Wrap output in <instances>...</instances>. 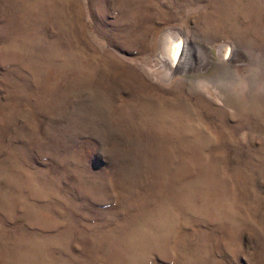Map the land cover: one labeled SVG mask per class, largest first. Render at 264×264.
Here are the masks:
<instances>
[{"label": "rangeland", "instance_id": "rangeland-1", "mask_svg": "<svg viewBox=\"0 0 264 264\" xmlns=\"http://www.w3.org/2000/svg\"><path fill=\"white\" fill-rule=\"evenodd\" d=\"M0 264H264V0H0Z\"/></svg>", "mask_w": 264, "mask_h": 264}, {"label": "bare ground", "instance_id": "bare-ground-1", "mask_svg": "<svg viewBox=\"0 0 264 264\" xmlns=\"http://www.w3.org/2000/svg\"><path fill=\"white\" fill-rule=\"evenodd\" d=\"M170 34L172 35L173 33L170 32ZM178 37H179V35H178ZM178 37L177 36H173L172 37V36H168V35L165 37V39H164V47H163L164 48V53H163L162 57L164 56L166 58V61L168 60V63L174 64V62L172 60V57H171V50H172L171 49V45L174 44V43L179 42L181 44V47H182V50H183V54L180 56V58H179V60L177 62L179 63L178 65L182 66V68L183 67L186 68V66L188 67L189 65H191L192 61H193L192 60L193 53L191 52V48L193 46H196V45H197L196 47L200 48V47H202V45H200L198 43H195V42L190 43L187 39H183L182 41H180V39H178ZM177 62H175V63H177ZM177 67H179V66H177Z\"/></svg>", "mask_w": 264, "mask_h": 264}, {"label": "snow or ice", "instance_id": "snow-or-ice-1", "mask_svg": "<svg viewBox=\"0 0 264 264\" xmlns=\"http://www.w3.org/2000/svg\"><path fill=\"white\" fill-rule=\"evenodd\" d=\"M171 49H172L171 57H172L173 62L175 63L179 60L180 56L183 54V50L179 42L172 44ZM225 58L226 59L228 58L227 55H225Z\"/></svg>", "mask_w": 264, "mask_h": 264}]
</instances>
